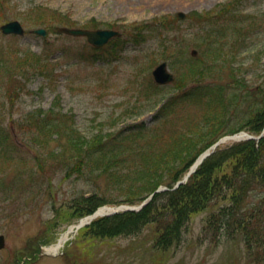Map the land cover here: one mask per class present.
Here are the masks:
<instances>
[{
  "label": "rangeland",
  "instance_id": "1",
  "mask_svg": "<svg viewBox=\"0 0 264 264\" xmlns=\"http://www.w3.org/2000/svg\"><path fill=\"white\" fill-rule=\"evenodd\" d=\"M221 7L226 12L218 15L224 20L264 26V0H0V49L9 67L0 73V118L15 121L37 107L46 109L58 95L62 110L72 112L76 125L85 131L101 122L114 129L150 121L175 85L174 81L158 85L153 68L165 61L176 79L177 52L188 57L202 54L203 47L195 41L196 37L204 40L205 32L199 28L204 23L196 13L214 12L210 19L214 31L209 32L214 39L220 33L215 30L219 18L215 13ZM178 13L186 17L179 19ZM12 20L19 21L24 32L1 29ZM63 25L113 28L121 35L97 48L84 36L61 32ZM36 27L45 28L46 35L29 31ZM251 36L252 49L240 57L243 77L249 89L264 90V53L255 54L264 34ZM192 49L196 54H191ZM24 51L44 53L53 68L52 78L35 74L31 65L27 76L21 77L17 57ZM15 140L19 154L13 161L0 160V234L5 237L0 264H264V245L248 248L239 237L205 231L208 209L192 214L179 243L166 250L153 246L152 225L139 234L112 237L92 236L84 226L70 233L55 254L40 255L42 246L56 243L79 220L67 206L90 185L76 174L64 177L54 168L30 178L27 172L35 168L33 152ZM113 193L105 197L113 199L117 191Z\"/></svg>",
  "mask_w": 264,
  "mask_h": 264
},
{
  "label": "trees",
  "instance_id": "2",
  "mask_svg": "<svg viewBox=\"0 0 264 264\" xmlns=\"http://www.w3.org/2000/svg\"><path fill=\"white\" fill-rule=\"evenodd\" d=\"M220 10L217 16L226 12L225 7ZM213 15L210 10L196 13L204 23L199 27L205 32L204 40L196 37L195 41L203 47L202 54H174V61L180 62L174 91L150 121L114 129L101 122L85 131L76 125L72 112L62 110L56 95L46 109L37 107L15 121L0 118V160L15 159L20 152L18 138L33 152L35 168L27 172L30 178L40 176L46 168L61 171L64 177L76 174L84 178L90 187L67 206L73 217L104 203H136L159 185L167 187L154 192L138 211L94 219L85 226L92 236L139 234L152 225L153 246L166 250L179 243L192 214L208 209L205 231L239 237L248 248L264 245V135L217 148L184 183L173 188L197 155L218 137L241 129L257 134L264 125V90L248 88L240 61L252 49L251 35L264 34V26L254 28L229 18L230 23L219 16L215 29L219 36L211 39ZM117 40L119 37L112 39ZM258 48L255 54H263L264 39ZM116 52L114 48L111 54ZM4 53L0 49L1 74L9 71ZM20 55L21 77L27 76V65H31L35 74L52 78L53 68L44 53L24 51ZM114 191L115 198L105 197ZM254 194L256 200L250 198Z\"/></svg>",
  "mask_w": 264,
  "mask_h": 264
},
{
  "label": "water",
  "instance_id": "3",
  "mask_svg": "<svg viewBox=\"0 0 264 264\" xmlns=\"http://www.w3.org/2000/svg\"><path fill=\"white\" fill-rule=\"evenodd\" d=\"M177 15L179 18L185 17L184 13H178ZM1 29L4 32H17V33L23 32V28H22L21 24L16 20L3 24L1 26ZM60 30L63 32L72 34V35L86 36L87 40L95 46H101L104 43H106L110 38L120 34L119 31L111 29V28L84 29V28L61 27ZM32 31L35 33L41 34V35L45 34V30L43 28L33 29ZM191 52H192V54L196 53V51L194 49ZM152 74L154 76L155 81L158 83H161V84L167 83L173 79V75H172V73H170L166 69V62H164V61L159 63L152 70ZM263 134H264V127H263L262 131L257 136L250 135L249 133H247L245 131H239V132L231 134V135H224V136L220 137L213 144H211L208 148H206L195 159V161L191 164V166L189 167V169L185 173V175L181 179L177 180V182L175 183L174 186H177L178 184L184 182L188 178V176L196 169L198 164H200L202 162V160L218 145H220L224 142H227V141H237V140L244 139V138H256V139H258ZM164 188L165 187H163V186H159L155 191H158V190H161ZM151 196H152V193L137 205L120 204V205L111 207L112 209L110 211H106V212L105 211L99 212V209L101 208V207H99L93 213L86 215L82 219H80L79 223L77 224V227H80L84 224H87L88 222H90L92 219H94L97 216L109 215V214H113V213H117L119 211H125V210H138L145 203H147V201L151 198ZM4 244H5L4 235L0 234V249L4 246Z\"/></svg>",
  "mask_w": 264,
  "mask_h": 264
},
{
  "label": "bare ground",
  "instance_id": "4",
  "mask_svg": "<svg viewBox=\"0 0 264 264\" xmlns=\"http://www.w3.org/2000/svg\"><path fill=\"white\" fill-rule=\"evenodd\" d=\"M112 208L110 206H103L99 209V212H103V211H110ZM75 228H76V225L74 226H69V228L63 232L59 239L57 240L56 243L54 244H51V245H48L46 246L44 249L47 251V252H50V253H56L58 252V250L62 247V245L67 241V239L69 238V235L70 233L74 232L75 231Z\"/></svg>",
  "mask_w": 264,
  "mask_h": 264
}]
</instances>
